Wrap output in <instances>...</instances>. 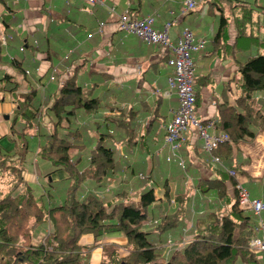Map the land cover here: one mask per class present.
I'll list each match as a JSON object with an SVG mask.
<instances>
[{"label":"crops","instance_id":"1","mask_svg":"<svg viewBox=\"0 0 264 264\" xmlns=\"http://www.w3.org/2000/svg\"><path fill=\"white\" fill-rule=\"evenodd\" d=\"M195 1V9L185 11L184 0H102L94 5H89L85 0H0V39H6V44L0 48V77L3 74L11 76V80L5 83L0 80V146L7 152L13 147V142L7 137L15 107L13 93L23 95L31 84L42 89V99L49 105L62 82L76 75L79 85L87 90L92 88L91 96L101 99L96 113L86 114L79 110L71 122V128L81 132L79 143L85 146L74 156L79 160L77 167L80 171L87 166L89 150L97 142L98 134L104 131L107 119L118 116L122 108L124 112L131 110L136 113L134 127L137 143L131 149L123 141L114 147L117 170L103 183L110 187L109 193L140 191L144 183L138 182L135 176L138 172L145 173L152 179L149 187L153 188L156 199L150 212L154 217H159L174 209L175 206L171 205L175 201L173 195L182 190L187 176L190 177L188 184L194 189L189 204L192 215L184 225L167 232L164 237L175 244L187 241L185 233L194 226L195 210L201 215L216 206L219 211L224 208L215 195L207 197L194 188L199 179H215L217 171L214 169L218 164L204 152L202 140L193 129H190L189 140L182 151L189 166L188 173L165 161L166 150L160 151L164 126L178 106L176 94L167 85L172 71L166 60L171 53L162 45L148 46L135 35L119 29L118 19L121 12L130 7L132 13L153 14V27L157 30L171 23L168 37L172 44L177 42L178 35L185 27L196 37L207 39L208 44L192 56L195 86L201 97L195 111L200 120H205L217 115L218 105L224 96L228 105H234L238 61L250 55H264V45L247 49L243 44L246 41L244 33L264 41V0ZM241 5L252 11L250 16L245 17L250 19L245 25L240 19ZM233 6L234 16L231 11ZM222 16L226 21L222 22ZM99 23H104L102 31H98ZM218 33L221 38L219 42H214ZM20 47H23L22 51ZM67 54L68 58L64 59ZM55 65L60 67L61 73L55 81H49L50 68ZM20 68L28 71L30 83L19 73ZM38 79L41 80L37 82ZM16 85V90L10 93L9 90ZM255 96L261 98L264 108V91L256 92ZM5 116L8 118L5 119ZM40 121L43 123L42 130L47 133L50 127L47 116H42ZM33 141L25 155L23 181L32 189L35 198L45 206L52 207L65 198L70 184L68 173L40 157L36 145L40 138L36 137ZM234 157L236 164L241 163L242 170L237 182L248 190L250 197L264 203V130L258 133L253 143L241 144L238 151L234 149ZM83 187L84 192L103 189L89 181H85ZM166 188L170 205L165 201ZM231 188L228 184L230 194ZM132 197L135 199V196ZM253 220L257 222L255 217ZM262 221L264 223V210ZM152 226L146 221L143 229L152 232ZM184 228L187 229L185 233ZM256 229L259 232L257 235H264V227ZM50 230L49 222L37 227L32 234L31 244L37 245ZM151 239L159 257L166 261L164 242L157 240L155 234H151ZM79 243L86 247L95 245L89 253L90 264H99L101 248L106 244H116L120 255H125L121 246L126 243V238L118 232L96 240L91 234H85ZM236 264L244 263L238 260Z\"/></svg>","mask_w":264,"mask_h":264},{"label":"trees","instance_id":"2","mask_svg":"<svg viewBox=\"0 0 264 264\" xmlns=\"http://www.w3.org/2000/svg\"><path fill=\"white\" fill-rule=\"evenodd\" d=\"M241 6L240 19L245 25L250 21L245 17L250 16L252 11ZM234 8L231 9L232 16L235 14ZM221 20L224 22L226 18L222 16ZM219 35H216L214 42H219ZM243 36L246 37L243 44L247 49L264 45V41L256 37L245 33ZM3 38L0 39V48ZM20 48L23 50V47ZM170 57L171 54L167 57V65ZM20 69L19 73L30 83V77L24 69ZM238 73L234 105H228L224 96L218 105L217 115L208 118H214L215 129L227 136V140L208 153L219 159L218 167L214 169L217 176L215 179H199L194 187L201 195H215L224 208L219 211L216 206L206 214L195 217L194 226L185 233L187 243L178 250H171L166 261L159 257L151 234L165 243L167 232H173L186 223L192 215L189 204L193 187L183 185L182 190L173 195L175 204L171 205L175 206L174 209L159 217H154L150 212L156 199L148 183L152 179L145 173L148 179L144 180L137 177L142 172L136 173L137 181L144 183L137 192L119 190L109 193L107 190L101 196L95 191L84 192L85 181L97 183L104 189L106 185L103 183L116 173L118 160L114 147L118 143L123 141L129 149L137 143L134 127L136 113L131 110L124 112L121 108L118 116L107 119L104 131L98 134L97 142L89 150L87 166L80 171L77 167L79 160L74 156L85 146L79 143L81 132L72 129L71 122L79 110L86 114L98 111L101 99L91 96L92 88L84 91L83 86L76 82V75H73L62 82L49 105L42 99V89L31 84L23 95L13 93L18 85L9 90L13 93L15 107L7 137L13 142V147L7 152L0 146V264H90L89 253L95 245H81V237L91 234L96 240L113 232L121 233L126 238V243L121 246L125 255H120L116 244L103 245L99 264H236L238 260L244 264H262V255L252 251L249 245L254 237H261L257 235L258 221L254 223L253 212L240 208L238 202L237 177L242 170L241 163H235L234 149L238 151L241 144L253 143L258 133L264 130L263 102L255 96L256 92L264 91V55H250L238 61ZM0 80L5 83L11 80V76L3 74ZM195 85L194 77L196 110L201 97ZM40 86L43 88V85ZM42 116H47L50 123L47 133L42 130ZM208 119H201V122L205 124ZM36 137L40 138L36 144L38 155L49 160L56 168L64 169L70 180L65 198L52 207L45 206L35 198L32 189L23 181L25 155ZM188 140L187 136L186 143ZM188 167L185 160V170L179 169L188 173ZM228 170L233 174H229ZM228 184L232 187V194L228 192ZM169 200L166 188L165 201L170 205ZM158 218L160 220L152 226V232L143 229L146 221L150 223ZM46 222L51 224V230L41 242L32 245L34 230Z\"/></svg>","mask_w":264,"mask_h":264},{"label":"built area","instance_id":"3","mask_svg":"<svg viewBox=\"0 0 264 264\" xmlns=\"http://www.w3.org/2000/svg\"><path fill=\"white\" fill-rule=\"evenodd\" d=\"M89 5L101 3L102 0H85ZM184 10L189 11L196 7L195 0H184ZM154 15H139L138 13H132L130 7H126L118 19L119 29L133 34L142 40L148 46L162 45L170 50L171 57L168 60V66L171 68V75L167 78V85L170 91H173L178 100L177 109L174 111L173 116L165 125L163 142L161 150H166L165 161L168 164H175L181 170H185V159L182 155V149L186 143V137L189 134L190 129H193L197 137L202 140V147L204 151L210 153L219 143L227 140V136L223 132H219L215 129L214 119H211L203 124L195 111V95L193 88V81L195 77V66L192 55L201 51L207 44L206 38H198L193 32L185 27L178 35L177 42L172 44L168 38V28L171 23H166L161 30H157L153 27ZM104 23H99L98 31H102ZM91 37V34H88ZM2 44H6L5 38L2 39ZM22 50V48H20ZM68 55L64 59L68 58ZM28 73V71H26ZM61 73V69L58 65H55L51 69L49 75V81L55 80ZM159 151V152H160ZM214 163H219L217 157H211ZM229 174H233L231 170H228ZM139 179H148L143 173H138ZM190 178L187 177L185 184H188ZM151 185V180L148 181ZM238 190V202L242 209H249L253 212V215L258 221V227H264L262 221V212L264 210V203L260 199L250 198L249 192L242 184H237ZM110 187L105 186L100 191H95L98 196H101ZM159 219V218H158ZM158 219L150 221L149 224H157ZM184 233L187 231L183 229ZM187 243L183 240L178 243L172 242L168 239L164 243L163 254L166 256L172 250H178L179 247ZM250 249L262 255L264 264V235L261 237H254L250 241ZM165 256V257H166Z\"/></svg>","mask_w":264,"mask_h":264},{"label":"rangeland","instance_id":"4","mask_svg":"<svg viewBox=\"0 0 264 264\" xmlns=\"http://www.w3.org/2000/svg\"><path fill=\"white\" fill-rule=\"evenodd\" d=\"M168 38H169V37H168ZM44 81H45V80H44ZM83 88H84L83 90L85 91L86 88H85L84 86H83ZM187 135H188V134H187ZM54 167H55V166H54ZM55 168H56V167H55ZM198 215H199V214H198V211L195 210V216H194V218L197 217Z\"/></svg>","mask_w":264,"mask_h":264},{"label":"water","instance_id":"5","mask_svg":"<svg viewBox=\"0 0 264 264\" xmlns=\"http://www.w3.org/2000/svg\"><path fill=\"white\" fill-rule=\"evenodd\" d=\"M8 118V116H5V119H7Z\"/></svg>","mask_w":264,"mask_h":264}]
</instances>
